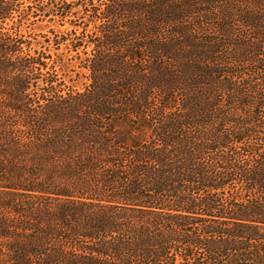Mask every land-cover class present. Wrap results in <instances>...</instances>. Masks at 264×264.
I'll list each match as a JSON object with an SVG mask.
<instances>
[{
	"label": "trees",
	"instance_id": "16d2710c",
	"mask_svg": "<svg viewBox=\"0 0 264 264\" xmlns=\"http://www.w3.org/2000/svg\"><path fill=\"white\" fill-rule=\"evenodd\" d=\"M108 2L0 0V264H264V0Z\"/></svg>",
	"mask_w": 264,
	"mask_h": 264
},
{
	"label": "rangeland",
	"instance_id": "374dc122",
	"mask_svg": "<svg viewBox=\"0 0 264 264\" xmlns=\"http://www.w3.org/2000/svg\"><path fill=\"white\" fill-rule=\"evenodd\" d=\"M37 4H51V3H64L68 8L72 10L73 15L69 14L70 16L67 17L66 19L61 20L60 18H44V17H37L34 16L33 14L28 17V20L25 21V25L21 28V31L23 34L31 35V38H28L27 40L33 41V40H38V41H47L48 37L53 38V35L49 34L50 29H54L55 35H57L60 32H63L65 30H71L72 27L70 26V23L73 22V24H79L80 22H84L83 25H81L78 29V33L82 31V29L85 27V25H88V28L92 30L94 28V24L90 23L89 21L92 20L93 18L90 15V13L93 12L94 7L99 9L100 12L105 9L104 3H108V0H35ZM31 7H36L35 4L31 5L29 2H25L23 5L20 7V11L22 10H27V8ZM92 8V9H91ZM88 11L86 15L84 16L83 13L85 11ZM84 11V12H83ZM31 13V10L29 11ZM23 13V11L21 12ZM33 13V11H32ZM77 13H82V17H89V19H85L83 21H77L76 14ZM18 14L14 15V20H9L8 21V26L13 25V23L18 20L17 18ZM81 17V16H80ZM94 21V20H93ZM64 25L61 27L60 25ZM49 34L47 37L46 35ZM82 38V37H81ZM47 45V44H46ZM90 50V49H89ZM55 53H60L63 54L60 59L64 60L66 63L68 70H67V85L69 86H75L76 89L83 90L86 86L91 84L90 80V72L87 71L84 68V61L88 58V51H80V54L77 55L75 52H68L66 50V47L64 45L61 46L60 50L56 52H52L53 55V60H56Z\"/></svg>",
	"mask_w": 264,
	"mask_h": 264
}]
</instances>
